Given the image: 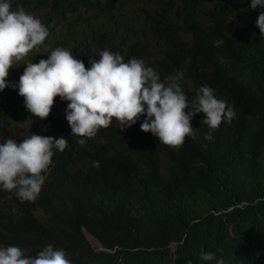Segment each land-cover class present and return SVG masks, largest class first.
<instances>
[{"label": "trees", "instance_id": "16d2710c", "mask_svg": "<svg viewBox=\"0 0 264 264\" xmlns=\"http://www.w3.org/2000/svg\"><path fill=\"white\" fill-rule=\"evenodd\" d=\"M12 4L41 21L48 32L42 46L67 49L86 68L108 50L125 63L142 60L166 86L170 77H179L189 101L208 86L236 108L231 123L211 140L204 137L203 114H196L195 137L171 148L140 130L144 116L123 131L113 120L93 138L73 136L68 102L60 97L44 120L23 102L16 124L6 93L0 101V143L19 144L29 136L24 123L40 121L42 136L64 137L67 147L53 148L34 202H20L14 190L0 187V248L17 246L34 258L52 244L70 264H172L173 257L175 264L218 259L250 264L243 251L257 253L264 243V35L252 29L256 12L259 16L264 8L252 9L250 0ZM79 139L86 140L84 146ZM85 233L103 251H96ZM172 243L177 246L170 254ZM209 252L215 259L202 261L201 254Z\"/></svg>", "mask_w": 264, "mask_h": 264}, {"label": "clouds", "instance_id": "9594fccd", "mask_svg": "<svg viewBox=\"0 0 264 264\" xmlns=\"http://www.w3.org/2000/svg\"><path fill=\"white\" fill-rule=\"evenodd\" d=\"M250 7L264 8V0H250ZM252 29L258 37L259 31L264 35V12L259 16L256 12ZM47 36L48 32L38 18L23 7H14L12 0H0V101L6 87H18L26 110L44 120L50 114L54 99L60 97L68 102L66 120L73 136L93 138L99 129L108 128L113 120L123 131L144 116L140 125L142 132L152 133L165 146L179 148L186 137H195L191 120L196 114H203L206 140H211L216 131L226 127V122L231 123L235 117V105L217 99L208 86L201 87L189 101L177 82L179 77H170L172 82L166 86L142 60L131 59L125 63L118 53L104 50L98 60L90 59V67L86 68L67 49L42 46ZM35 48L42 55L51 53L46 60L25 63L18 85H9L7 77L13 64L24 60ZM19 106L12 105L11 108H15L11 112L18 111L21 120ZM27 133L28 138L19 144L13 139L0 143V187L7 192L14 190L20 202H34L38 198L44 174L51 164L53 148L63 152L67 147L64 137L54 139L43 134H30L28 130ZM77 143L84 146L86 140L79 139ZM93 167H99V161H94ZM176 246V243L168 246L170 254L175 252ZM243 256L250 264H262L264 243L257 253L243 251ZM200 258L212 261L215 256L209 252L202 253ZM0 264H70V260L62 249H54L52 244L34 258L25 256L17 246H8L0 248ZM172 264H175L174 257ZM217 264H224V261L218 259Z\"/></svg>", "mask_w": 264, "mask_h": 264}, {"label": "rangeland", "instance_id": "374dc122", "mask_svg": "<svg viewBox=\"0 0 264 264\" xmlns=\"http://www.w3.org/2000/svg\"><path fill=\"white\" fill-rule=\"evenodd\" d=\"M50 53H51V51L47 52V55H42L38 51V49L35 48L24 58V60L20 61L19 63H14L13 64V68H11L9 70V74H8V77H7V82L9 83V85H18L19 77H20V75L23 74V71H24V69L26 67L25 63H27L29 61H31L32 63H38L41 59H45L46 60L48 58V55H50ZM2 92L4 94L7 93V97H8L7 103L10 104V106H12V105H22V103L24 102L23 97L19 96V94H18V87L9 86V87H6ZM13 108H15V107H12L10 109H13ZM18 123H16V124H18ZM24 126L26 128H28L30 126V123H26L25 122ZM86 237L89 240V242L91 243L92 247L96 251H101L102 250V247L98 243L97 240H95L94 238H92L88 234H86Z\"/></svg>", "mask_w": 264, "mask_h": 264}, {"label": "water", "instance_id": "95a60500", "mask_svg": "<svg viewBox=\"0 0 264 264\" xmlns=\"http://www.w3.org/2000/svg\"><path fill=\"white\" fill-rule=\"evenodd\" d=\"M11 119L14 122L20 121V113L18 111L11 112ZM28 132L30 134L42 135L43 134V124L39 121L31 123L30 127L28 128Z\"/></svg>", "mask_w": 264, "mask_h": 264}, {"label": "bare ground", "instance_id": "6f19581e", "mask_svg": "<svg viewBox=\"0 0 264 264\" xmlns=\"http://www.w3.org/2000/svg\"><path fill=\"white\" fill-rule=\"evenodd\" d=\"M151 1V0H150ZM41 4H42V2H41ZM113 4V3H112ZM35 6V5H34ZM41 7V6H40ZM30 8V7H29ZM206 8V7H205ZM39 10V9H38ZM33 12V11H32ZM85 12V11H84ZM46 15V14H45ZM47 17V16H46ZM45 18V17H44ZM142 18H143V16H142ZM42 20V19H41ZM46 20V19H45ZM43 22V21H42ZM53 22H55V21H53ZM107 22H108V19H107ZM44 23V22H43ZM51 23V22H50ZM134 23V22H133ZM46 24V23H45ZM44 24V25H45ZM142 27V26H141ZM118 28V27H117ZM149 29V28H148ZM77 31V30H76ZM143 31H144V29H143ZM133 34V33H132ZM143 34H144V32H143ZM111 35V34H110ZM114 35V34H113ZM125 38V37H124ZM61 40V39H60ZM139 40V39H138ZM144 40H146V39H144ZM122 41V40H121ZM57 42V41H56ZM120 42V41H119ZM123 42V41H122ZM122 42H120V43H122ZM60 43V42H59ZM134 43V42H133ZM143 44V43H142ZM65 45V44H64ZM130 45V44H129ZM66 47V46H65ZM90 50V49H89ZM95 50V49H94ZM94 54V53H93ZM38 55V54H37ZM11 128V127H10ZM12 130V129H11ZM11 133V132H10Z\"/></svg>", "mask_w": 264, "mask_h": 264}]
</instances>
